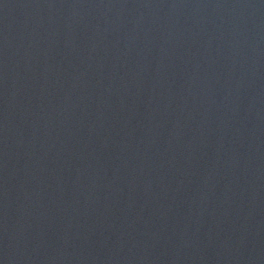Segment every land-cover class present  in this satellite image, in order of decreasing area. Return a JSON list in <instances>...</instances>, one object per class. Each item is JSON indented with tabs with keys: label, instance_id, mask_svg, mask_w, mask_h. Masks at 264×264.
Masks as SVG:
<instances>
[{
	"label": "water",
	"instance_id": "95a60500",
	"mask_svg": "<svg viewBox=\"0 0 264 264\" xmlns=\"http://www.w3.org/2000/svg\"><path fill=\"white\" fill-rule=\"evenodd\" d=\"M0 264H264V0H0Z\"/></svg>",
	"mask_w": 264,
	"mask_h": 264
}]
</instances>
